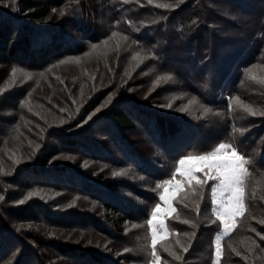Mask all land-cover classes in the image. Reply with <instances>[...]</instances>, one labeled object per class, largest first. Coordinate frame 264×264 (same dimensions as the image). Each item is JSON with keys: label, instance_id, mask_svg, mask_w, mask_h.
<instances>
[{"label": "trees", "instance_id": "16d2710c", "mask_svg": "<svg viewBox=\"0 0 264 264\" xmlns=\"http://www.w3.org/2000/svg\"><path fill=\"white\" fill-rule=\"evenodd\" d=\"M18 9L0 4V71L27 76L29 82L44 79L62 102L68 93L53 69L84 57L92 43L99 45L112 31L129 37L123 49H136L143 57L149 51L154 54L145 59L153 67L151 75L171 73L173 79L159 81L153 89L156 98L147 94L137 99L138 92H129L132 82L141 89L153 80L133 77L121 83L122 68L129 62L122 49L114 56V72L106 69L112 85L93 93L80 108L83 113L61 115L71 118L62 126H48L46 121L40 127H35L39 122L31 125L28 135H36L35 144L27 149L25 162L14 167V176H3L17 189L6 181L0 185L5 197L0 201V264L15 249L21 253L17 264L29 255L36 264H61V258L67 264H147L149 253L140 246L150 209L159 202L156 183L171 177L182 156L210 151L221 141L232 142L250 159L252 178L246 187V211L222 240L220 264H264V223L258 224L257 218L264 210V187L258 185L264 178V116L239 109L228 112L229 96L245 99L240 92L244 69L264 65V0H18ZM15 78V85L3 94L1 106L8 114L0 118V141L17 133L14 126L21 127L19 117L27 106L21 107L20 100L50 104L42 88L30 93L29 82L23 85ZM171 81H177L175 89L188 99L196 96L198 103L220 115L160 107L168 103L158 91L168 92ZM109 93H115L111 104L82 123ZM233 126L246 131L233 138ZM121 169L122 175H112ZM31 191L38 195L15 204ZM210 193L206 185L203 200L197 195L174 202L178 212L166 223L175 234L157 244L162 261L212 263V242L221 226L211 215ZM185 219L197 226L184 224ZM193 231L195 237L183 235ZM162 244L183 259L174 260ZM125 247L132 251L125 253ZM183 247L189 251L184 253Z\"/></svg>", "mask_w": 264, "mask_h": 264}, {"label": "snow or ice", "instance_id": "6c2138e0", "mask_svg": "<svg viewBox=\"0 0 264 264\" xmlns=\"http://www.w3.org/2000/svg\"><path fill=\"white\" fill-rule=\"evenodd\" d=\"M75 2V0H73ZM131 0H123L124 4L130 3ZM138 3L139 0H136ZM149 4L153 3V0H148ZM0 4H3L5 7H10L12 11H18V0H0ZM156 7L169 8L171 7L168 4H156ZM53 12L56 9H52ZM65 13L61 10L60 15L63 16ZM155 23V21H153ZM195 24L196 22L193 21ZM121 34L117 31H112L111 35L104 40L99 41V44L108 45L109 41L112 38L120 36ZM123 40H128L129 37L127 35L122 36ZM135 44L136 41H133ZM98 47L97 43H92L91 48L95 50ZM116 48H120V42L118 41L116 44ZM85 55H88L86 52ZM148 57H153L154 54L149 51L145 57H138L136 54L133 55V59H147ZM64 61H59L58 63H63ZM257 64H251L247 68L244 69L245 74H250L252 69L257 68ZM260 67H264V65H260ZM13 73H15V68H13ZM250 78L255 80L256 82L264 85V76H255L251 75ZM164 80L165 82L172 80L173 75L171 73L165 74L163 77L160 75L156 76V80L153 81L155 84L157 81ZM206 86V85H205ZM4 89L0 88V92H3ZM111 93H109L108 102L111 100ZM229 104H228V112L231 114L236 109H240L243 112L247 113L249 116H264V111L254 109L250 105L244 103L239 99L236 95L229 96ZM231 101H235V105ZM197 102V97L193 96L191 100H189L188 104L191 105ZM20 106H26V102L24 99L20 100ZM107 103L101 104L99 107H96L93 112L89 113L88 116L82 121V123H86L87 120L91 119V117L99 112L101 107H106ZM160 107H172L171 102L167 105H160ZM200 108L202 109L201 115L206 116L208 114L220 115V113H213L212 109L204 103L200 104ZM32 109L29 108V111ZM181 112H185L188 110V106H184L179 109ZM61 112L65 111V109L61 108ZM79 111V109H77ZM39 115V113H36ZM43 118V117H42ZM23 119V117H21ZM61 124L65 123V121L61 118L59 121ZM47 123V121H46ZM80 125H77L79 127ZM15 130L18 132V125L14 126ZM43 131V129H42ZM246 129L244 127H235L231 128L229 133L230 136L235 138L236 134H240L241 136L245 133ZM15 138V137H13ZM31 141H29V146L31 147ZM40 145L37 144L35 148H32L33 153L39 149ZM9 159L12 160V164L18 165L20 163V159L15 156L13 153ZM250 159L245 155L241 154L238 147L230 141H221L215 145L210 151H203L198 155H185L182 156L179 160L175 162V169L171 173V177L169 179H164L162 181H158L155 185L154 191L157 192L159 196V202L155 203L154 206L150 209V213L147 218V234L144 238V243L141 247L142 251L148 252L150 259H148L147 264H167V261H162L160 254L157 252V244L160 241H164L167 236L170 234H175L171 231L170 226L166 221L169 217L173 216L178 212L177 207L174 202L178 199L183 201L188 199L190 196L195 197L199 196L201 200L204 199L205 194V186L208 185L211 189V215L215 217L216 220L220 221V226L222 232L217 233L215 239L213 240V252H212V264H220V257L222 255L221 248V235H227L232 232V230L236 227L237 217L244 215L246 211V187L248 182L251 180L250 173ZM124 172L121 169L119 172H113V176L122 175ZM200 173L201 175H198ZM0 175H11V169L6 170L2 163H0ZM179 176V179H177ZM143 179V178H141ZM209 181H211V185H209ZM37 195L36 192L31 191L27 195L24 196L23 199L17 200V204H23L26 200L30 199L32 196ZM5 197L0 195V201L4 200ZM187 207V205H185ZM195 211L197 215L200 213V204L197 203L195 206ZM178 218V216H177ZM210 224L214 223L213 220L209 219ZM260 223H264V220L259 221ZM183 223L186 225H191L195 228L197 225L188 219L183 220ZM143 225L133 224V228L142 227ZM19 230V229H18ZM255 231V229H252ZM127 232L128 229H125ZM51 235V233H49ZM186 237H195L196 232L193 231L191 233L185 232L183 233ZM258 236H261L259 232H257ZM261 239L264 240V236H261ZM179 240L177 244H179ZM190 244V241H189ZM255 244V241H253ZM161 247L163 251L166 252L169 256H171L174 260L180 261L183 259L181 254L173 251L171 246L162 244ZM125 253L131 252L132 249L125 247L123 249ZM182 251L187 253L189 251V247H183ZM235 251V249H233ZM236 255H240L239 252H236Z\"/></svg>", "mask_w": 264, "mask_h": 264}, {"label": "rangeland", "instance_id": "374dc122", "mask_svg": "<svg viewBox=\"0 0 264 264\" xmlns=\"http://www.w3.org/2000/svg\"><path fill=\"white\" fill-rule=\"evenodd\" d=\"M120 34H121L120 36L112 38L109 41L108 45L99 44L95 50L90 49V51L88 52V55H85L84 57L79 58V59L78 58L68 59L62 65L56 66L53 69V74L61 77L65 82V88L67 90L68 97L63 102L62 100L56 97L54 93L55 89L53 88L50 89V86L47 85L46 82H44V79H42V81H40L39 83L36 82L34 79H32L31 82H29L30 78L27 76L26 77L22 76L23 78L20 76V74L16 76L15 75L7 76L5 72L2 73V71H0V88L4 89L3 92H0V118L2 119V121L5 120L4 118L8 114L7 109L5 110L3 106H1L3 94H5L6 91H8L12 86L15 85L14 84V80L16 79L15 77H17L18 80H22L23 83L21 84L23 85L29 82L28 92L30 93L36 89L38 90L39 88H42L43 89L42 94L46 92L47 95L45 96L50 103L49 105L41 106V104L37 102H27L26 103L27 107H25L22 115L19 117V120L21 123V127L19 128V131L15 135L10 136L11 138H6V140L3 139V141H0V163L3 164L6 170H9L10 168H12L11 175H8V176L10 177L14 176L13 170H14V167L16 166L12 164V160L9 159V157L13 153H15V156L20 159L19 164L24 163L27 158V149L29 148V141L32 142L31 146L32 144H35V140L37 138L36 135H35V138L33 139L28 135L29 134L28 131L30 130L32 124H36L37 122H39L37 123L35 127H40L39 124L41 122L47 121L48 126H58V125L62 126L68 123L69 120H71V118L75 117L77 112H81L80 108L84 107V104L87 102L89 97L93 96L92 95L93 93L97 92V90H101V87L107 88L112 85L111 79L109 78V74L111 73L112 69H113L112 73L115 70V67L113 64V61L115 58L114 56L116 55L117 51L119 52L123 49L122 48L123 46L128 47V45L127 46L125 45L127 43L126 40L122 39L123 34L122 33ZM118 41L120 42L119 49L116 48V44ZM123 50H125L124 51L125 53H123V56L125 54L124 57L126 59L129 58V62L122 68V72L120 74L122 78L121 83L127 82L128 80H130L131 82L133 81L131 80L133 77L135 78V80H139L140 78L142 79L145 77H148V78L152 77L151 79L153 81L156 80L157 75L155 76L153 74L151 75V70L153 69V67H151L150 65H147L145 59H143V61H141L139 58L133 59L134 54H136L138 57H143L138 54L139 52H135L136 49L134 50L133 48H127ZM126 54L128 55L126 56ZM108 67H110L109 74H108V70L106 71ZM251 75L264 76V67L258 66L257 68L252 69V72L250 74H245L244 80H242L241 87H240V92H242V95L245 98L243 102L250 105L254 109L264 111V85L256 82L255 80H252L250 78ZM132 83L135 85L132 89H130L129 92L130 93L138 92L137 95L135 94L136 98L144 99L143 97L146 96L147 94L148 95L152 94V97H153V89L155 88V86L158 85L159 81L156 82L157 84L156 83L154 84L152 82L150 83L151 86H147L141 89H139V85L138 86L136 85L137 83L136 81ZM176 83L177 81H171L169 85H172V86L168 92L164 93V91L162 92V90L158 91L160 92V94L158 93L160 98H162V100H164L168 104L171 102L172 104L171 108L175 111H180L179 110L180 108L187 105L188 112H192V114L201 113L202 109L200 108V103H198L197 101L189 105L188 102L189 100H191V97L188 99L184 93L183 95L179 92V90L175 89ZM31 85L32 86L35 85V86L32 88ZM35 93L37 94V91ZM111 94L112 95H111L110 102H108L109 94H107V96L103 98L102 103H107V106H109L114 98L115 93H111ZM159 96L157 97V99L159 98ZM153 98H156V97L154 96ZM153 106L156 107V104ZM29 108H31L32 110L29 111ZM61 108L65 109V111L61 112L60 111ZM77 109H79V111H77ZM36 113H39V115H36ZM64 114L72 115V117L70 119L62 118L61 115L63 116ZM21 117H23V119H21ZM61 118L65 121V123L61 124L59 122ZM37 134H39V132ZM18 165L16 167H18ZM199 174L200 173H198V175ZM3 176L4 175H0V185H3L4 181H6L5 184H8L10 182L9 184L12 186L11 189H14V190L17 189L16 187H13V184L11 183V181H8L9 179L3 178ZM177 179H179V177H177ZM260 179L262 181L264 180L263 177H261ZM262 181H260L258 185L259 187L261 186L263 188L264 186L261 185L263 184ZM56 199H59V198H57L56 195L53 196V200H56ZM56 203H57V200H56ZM61 203L62 202H58L57 204L60 205ZM263 211L264 210L259 211L260 213L258 214V217H257L259 218V221L263 219L262 218V215L264 216ZM0 215H1V211H0ZM240 217H237V221ZM258 224H261V223L258 222ZM220 232H222V230H220L219 233ZM230 233H228L227 235H223V234L221 235V241H220L221 248H222L223 238L227 237ZM169 236H167L166 239ZM20 255H21L20 250L15 249L14 251H12V255H10L8 259L4 260L2 264H17V259L19 258ZM60 262L61 264H67L66 263L67 261H65L64 258H61ZM19 264H36V263L33 259V255H29V257L23 258V260H21Z\"/></svg>", "mask_w": 264, "mask_h": 264}]
</instances>
